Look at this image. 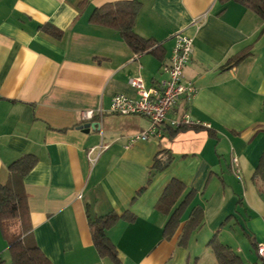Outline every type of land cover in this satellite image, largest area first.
I'll return each mask as SVG.
<instances>
[{
	"label": "crops",
	"instance_id": "obj_1",
	"mask_svg": "<svg viewBox=\"0 0 264 264\" xmlns=\"http://www.w3.org/2000/svg\"><path fill=\"white\" fill-rule=\"evenodd\" d=\"M112 1L0 0V183L10 163L36 156L23 184L32 235L53 264H114L98 256L88 213L125 211L133 219L106 230L120 264H217L207 246L214 233L246 264H260L264 192L252 176L264 151V20L233 1L137 0L134 30L152 39L155 51L135 53L115 30L89 22L94 8ZM178 30L192 38L184 78L197 92L181 97L168 116L187 115L196 127L172 134L164 125L160 135L126 147L149 119L111 113V97H137L130 77L147 86L165 78L161 65ZM246 47L248 57L225 66ZM84 111L91 118L82 120ZM100 145L106 147L91 163L88 151ZM163 150L170 164L151 169ZM171 179L195 191L180 225L194 207L203 211L185 247L178 245L181 226L163 236L167 215L156 208Z\"/></svg>",
	"mask_w": 264,
	"mask_h": 264
},
{
	"label": "trees",
	"instance_id": "obj_2",
	"mask_svg": "<svg viewBox=\"0 0 264 264\" xmlns=\"http://www.w3.org/2000/svg\"><path fill=\"white\" fill-rule=\"evenodd\" d=\"M236 2L255 13L264 20V0H219ZM141 9V3L137 0H115L107 2L93 9L89 16V22L94 25L104 26L115 30L120 38L135 53L145 51L153 52V40L139 36L134 25L136 17ZM42 28L55 36H61L62 31L52 25ZM250 47H246L227 61L225 66L233 67L250 55ZM194 125H184L179 128H171V133ZM37 158L32 154H24L8 165V179L0 183V228L4 225L16 223L21 233L13 236L8 241L10 261L5 262L0 257V264H53L41 251L32 235L30 222V211L28 208L27 195L24 190L23 178L36 164ZM171 162V156L166 151H160L155 155L151 169L163 170ZM253 179L263 184L264 192V151L261 153L258 163L254 169ZM141 188L138 193L142 191ZM195 195L193 189L186 186L177 179H171L162 191L156 208L167 215L163 225V236L170 238L180 225V217L189 201ZM203 218L201 207H194L189 218L181 226L178 245L185 247L191 233L197 229ZM119 219H133L128 211L122 214L108 212L103 215L91 216L88 213V226L92 243L99 257L108 258L114 264H120L117 250L112 241L106 236V230L112 227ZM214 233L207 242V246L213 252L217 264H246L241 257L226 244L218 239Z\"/></svg>",
	"mask_w": 264,
	"mask_h": 264
},
{
	"label": "built area",
	"instance_id": "obj_3",
	"mask_svg": "<svg viewBox=\"0 0 264 264\" xmlns=\"http://www.w3.org/2000/svg\"><path fill=\"white\" fill-rule=\"evenodd\" d=\"M174 45L167 62L161 65V72L165 78L147 86L140 76L130 77L128 82L136 91L137 97L131 98L123 93H116L111 97L109 111L120 115H141L149 119V126L134 135L128 137L126 147H130L138 140H146L151 136L160 135V129L167 125L171 128H179L184 125H195L187 115L180 119L168 116L181 97L192 99L197 92L194 82L184 78V67L192 54V38L178 30L173 34ZM91 111L81 113V119L91 118ZM209 127V125H206ZM105 145L93 147L88 151V160L96 161ZM97 151L96 156L91 154ZM233 171L239 172L237 159L232 158ZM255 251L264 264V242H256Z\"/></svg>",
	"mask_w": 264,
	"mask_h": 264
},
{
	"label": "rangeland",
	"instance_id": "obj_4",
	"mask_svg": "<svg viewBox=\"0 0 264 264\" xmlns=\"http://www.w3.org/2000/svg\"><path fill=\"white\" fill-rule=\"evenodd\" d=\"M11 224L4 225L3 228H0V257L5 261H10V254L8 251V241L13 236L20 234V228L16 223L10 222ZM257 260L260 259L257 258Z\"/></svg>",
	"mask_w": 264,
	"mask_h": 264
},
{
	"label": "water",
	"instance_id": "obj_5",
	"mask_svg": "<svg viewBox=\"0 0 264 264\" xmlns=\"http://www.w3.org/2000/svg\"><path fill=\"white\" fill-rule=\"evenodd\" d=\"M93 127L94 128H99V123L98 122L94 123Z\"/></svg>",
	"mask_w": 264,
	"mask_h": 264
}]
</instances>
